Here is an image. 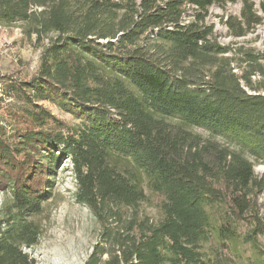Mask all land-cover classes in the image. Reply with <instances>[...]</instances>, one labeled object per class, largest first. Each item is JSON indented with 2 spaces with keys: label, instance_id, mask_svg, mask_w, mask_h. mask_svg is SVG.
Listing matches in <instances>:
<instances>
[{
  "label": "trees",
  "instance_id": "obj_1",
  "mask_svg": "<svg viewBox=\"0 0 264 264\" xmlns=\"http://www.w3.org/2000/svg\"><path fill=\"white\" fill-rule=\"evenodd\" d=\"M236 1L222 22L240 38L264 3L0 0L1 26L46 40L28 77L0 73V264H40L24 248L64 159L99 226L83 264H247L242 244L264 264V51L221 44L206 19Z\"/></svg>",
  "mask_w": 264,
  "mask_h": 264
},
{
  "label": "rangeland",
  "instance_id": "obj_2",
  "mask_svg": "<svg viewBox=\"0 0 264 264\" xmlns=\"http://www.w3.org/2000/svg\"><path fill=\"white\" fill-rule=\"evenodd\" d=\"M252 1L257 8L264 3V0ZM240 7V1L226 3L224 6L215 4L209 7L206 19L208 23L213 24L215 37L221 44L232 46L241 44L264 51V12H260L262 22L246 36L237 38L228 34L227 27L222 20L228 14L238 15ZM191 9H186L185 21L192 18L193 10ZM23 28L21 24L8 27L0 25V73L28 77L38 67L41 46L46 40L39 43L35 40L34 34H27ZM49 106L59 118L66 122H75L67 112L55 106ZM194 131L203 136L208 135L199 128ZM61 162L56 166L52 196L36 218L41 227L38 242L24 250L40 264H83L98 239L99 226L90 211L74 199L75 180L69 160L64 159ZM254 171L259 176L264 175V164L256 163ZM148 196V200L140 204L141 209L150 217H154L158 197L153 194ZM3 199V195L0 194V202ZM260 201L264 211V188L257 198V202ZM255 243L262 251L264 260V230L256 236ZM239 250L243 256V263L248 264L249 260H254L256 250L251 244H242Z\"/></svg>",
  "mask_w": 264,
  "mask_h": 264
},
{
  "label": "built area",
  "instance_id": "obj_3",
  "mask_svg": "<svg viewBox=\"0 0 264 264\" xmlns=\"http://www.w3.org/2000/svg\"><path fill=\"white\" fill-rule=\"evenodd\" d=\"M258 204H259V213H261L260 215L264 218V211L262 210L263 208H262V204H261V201L260 202H258Z\"/></svg>",
  "mask_w": 264,
  "mask_h": 264
},
{
  "label": "bare ground",
  "instance_id": "obj_4",
  "mask_svg": "<svg viewBox=\"0 0 264 264\" xmlns=\"http://www.w3.org/2000/svg\"><path fill=\"white\" fill-rule=\"evenodd\" d=\"M262 197V196H261ZM262 199V198H261Z\"/></svg>",
  "mask_w": 264,
  "mask_h": 264
}]
</instances>
